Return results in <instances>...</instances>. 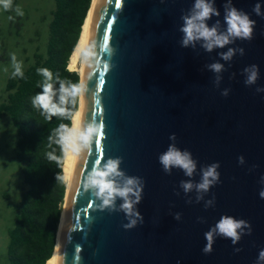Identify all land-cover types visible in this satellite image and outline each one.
<instances>
[{"label": "water", "instance_id": "water-1", "mask_svg": "<svg viewBox=\"0 0 264 264\" xmlns=\"http://www.w3.org/2000/svg\"><path fill=\"white\" fill-rule=\"evenodd\" d=\"M224 3L216 0L221 15L210 27L219 19L226 28ZM232 3L256 23L251 41L228 46L244 54L226 62L219 53L227 47L209 53L199 44L181 46V17L194 0H94L85 50L95 44L99 53L107 42L113 55L103 56L107 69H90L83 60L87 91L78 124L95 119L104 134L90 155L73 156L55 264H257L264 250V91H257L264 89V17L253 8L260 3L264 11V0ZM215 62L225 70L210 71ZM251 65L259 67V79L248 86L243 70ZM172 135L198 162L195 182L200 168L220 164V182L199 203L195 192L180 188L189 178L175 168L169 175L159 163ZM108 158H121V170L145 182L137 205L143 222L135 228L125 229L123 212L99 209L82 187L83 177ZM224 215L247 221L251 235L235 245L217 237L205 254L204 234Z\"/></svg>", "mask_w": 264, "mask_h": 264}, {"label": "clouds", "instance_id": "clouds-1", "mask_svg": "<svg viewBox=\"0 0 264 264\" xmlns=\"http://www.w3.org/2000/svg\"><path fill=\"white\" fill-rule=\"evenodd\" d=\"M0 7L4 10L12 8V0H0ZM224 7L223 23L226 28L221 25V21L217 19L210 27L209 21L213 17H220L221 13L216 7V0H194V4L181 17L183 24L180 32L183 34L181 46L184 48H193L199 44L206 52H213L216 49H225L226 52H220V59L223 61H231L237 54H244L243 48L228 47L234 44L236 40L251 41L255 28V21L250 16L237 9L232 0H226ZM16 14L23 16L24 13L19 6L15 9ZM253 12L257 16L264 17V11L260 3L255 4ZM12 19V17H9ZM82 59L88 64L90 69L103 67L107 69L109 63L103 59V56H112L113 52L108 48L107 42L103 45L101 52L96 51L95 44L88 49L82 51ZM11 62L14 71L13 77L23 78L22 63L17 61L16 55L11 54ZM213 73L219 74L225 70L224 65L215 62L208 65ZM7 71V69H5ZM37 72L43 77L40 85L42 91L32 98V105L39 109L41 114L51 121L53 117L61 120L67 119L73 121L71 125L60 123L52 130L48 137V148L51 151L46 152L49 161L56 162L63 167V162L70 157H80L90 155L93 150V144L100 142V138L104 134L103 123H97L95 119L77 124L75 121L79 113L75 111L79 99L87 91V84L84 81L73 83L62 79L59 74L54 77L53 72L48 68H39ZM245 75V84L248 86L255 85L259 79V67L251 65L243 70ZM91 79V75L88 77ZM217 75V83L220 80ZM58 85V87L56 86ZM257 91H264L258 88ZM224 96L228 95L225 91ZM176 136H170L173 141L167 150L159 155V163L163 171L171 175L172 170H181L189 179L181 181L180 188L187 195L192 192L196 193V202L199 203L204 199L203 194L209 191L220 182L219 163H213L200 168V180L195 182L194 177L197 174L198 162L193 158L192 153L187 150H181L176 146ZM56 145L60 150V155H56V149L52 146ZM244 158H239V163H243ZM121 158H108L106 161H98L96 165L83 177L82 187L85 192L90 193L94 197V203L101 210H109L110 212H123L128 223L124 225L125 229L135 228L138 222H143V217L137 209V205L141 203L144 192V181L140 177L129 176L121 170ZM56 180L66 182L64 175L58 174ZM179 194V193H177ZM261 198H264V190L260 192ZM121 201L117 207V201ZM191 203V200L188 201ZM214 198L205 202V208L214 206ZM180 214L175 215V219L180 220ZM201 222H204L201 220ZM207 241L203 251L210 254L213 251V245L217 237L229 239L235 245L238 244L243 235H251V225L243 220L236 219L232 216L224 215L216 222L205 234ZM240 251V249H236ZM257 264H264V250L258 255Z\"/></svg>", "mask_w": 264, "mask_h": 264}, {"label": "trees", "instance_id": "trees-1", "mask_svg": "<svg viewBox=\"0 0 264 264\" xmlns=\"http://www.w3.org/2000/svg\"><path fill=\"white\" fill-rule=\"evenodd\" d=\"M92 1L54 0L45 55L34 53V62L23 71V78L10 75L6 80L0 120L7 118L14 129L12 150L24 184L19 201L13 206L14 220L7 232L8 264H47L55 250L67 186L66 182L56 180L58 174L63 175V167L49 161L46 152L51 151L48 137L52 130L60 123L71 125L72 121L57 117L48 121L33 107L32 98L42 91L39 68H48L54 77L59 74L62 79L79 82L80 74L69 69V62ZM16 3L17 0H12L10 10ZM78 108L79 101L75 111ZM52 147L59 156V148Z\"/></svg>", "mask_w": 264, "mask_h": 264}, {"label": "rangeland", "instance_id": "rangeland-1", "mask_svg": "<svg viewBox=\"0 0 264 264\" xmlns=\"http://www.w3.org/2000/svg\"><path fill=\"white\" fill-rule=\"evenodd\" d=\"M19 6L24 15L16 14ZM54 0H17L13 10L0 7V103L6 98L5 84L14 71L11 54L22 63L24 71L34 62V53L45 55L48 24ZM12 17V19H9ZM7 69V71L5 70ZM15 132L7 118L0 120V264L6 258L7 232L14 220L13 206L24 189L13 154Z\"/></svg>", "mask_w": 264, "mask_h": 264}, {"label": "bare ground", "instance_id": "bare-ground-1", "mask_svg": "<svg viewBox=\"0 0 264 264\" xmlns=\"http://www.w3.org/2000/svg\"><path fill=\"white\" fill-rule=\"evenodd\" d=\"M93 2H94V0L92 1L91 8L88 12L87 18H86L85 23L83 25L82 33L80 35V39L78 41V44H77L74 52L72 53V56H71L70 62H69V69L72 71H77L80 74V82L82 79V69H83V59H82L81 53L83 50H85L87 28H88V22H89L91 10H92ZM79 111H80V99H79V108H78L77 112L79 113ZM78 120H79V116L75 121L77 124H78ZM72 123H73V121H72ZM72 160H73V157H70L69 159L64 161V165H63V175L66 177L67 188H68L69 179H70ZM66 192H67V189H66ZM65 197H66V195H65ZM63 210H64V205H63ZM63 210H62L60 225H59V229H58L55 250H54L52 258L47 262V264H55V256H56L58 236H59L60 228L62 225V219H63Z\"/></svg>", "mask_w": 264, "mask_h": 264}, {"label": "snow or ice", "instance_id": "snow-or-ice-1", "mask_svg": "<svg viewBox=\"0 0 264 264\" xmlns=\"http://www.w3.org/2000/svg\"><path fill=\"white\" fill-rule=\"evenodd\" d=\"M97 147H98V148L100 147V142L97 144Z\"/></svg>", "mask_w": 264, "mask_h": 264}]
</instances>
